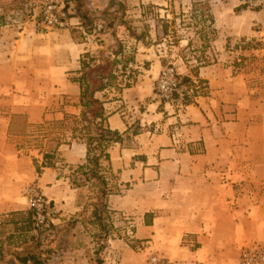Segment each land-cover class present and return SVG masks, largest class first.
Masks as SVG:
<instances>
[{
	"label": "crops",
	"instance_id": "obj_1",
	"mask_svg": "<svg viewBox=\"0 0 264 264\" xmlns=\"http://www.w3.org/2000/svg\"><path fill=\"white\" fill-rule=\"evenodd\" d=\"M150 1L158 7L159 17H167L169 20L163 21L174 26L186 8L194 6V0ZM233 2L209 3L212 46L222 51L258 42L254 55L264 56V24L253 22H261L264 14L257 13L248 21ZM163 21L156 19L153 28L145 25L137 29L146 33L149 43L132 37V59L141 71L135 85L96 94L105 103L110 129L121 136L108 152L110 174L122 192L108 197L107 211L112 212L114 224L118 215L130 218L123 233L129 238L110 239L101 261L145 264L148 256L159 255L174 264H225L240 240L250 236L264 240V98L256 99V92L248 87L250 75L233 60L218 59L193 69L178 58L175 66L179 73L206 82L208 94L182 111L162 102L156 82L167 61L158 56L155 43ZM186 35L178 39V52L186 46L201 48V43L196 47L199 36L195 32L187 30ZM87 41L74 39L70 28L44 34L28 27L21 31L0 25V174L6 159L16 158L28 169L35 167L34 159H20L18 151L6 143L15 115L24 114L28 124L36 126L48 120L62 121L67 113L77 114L80 87L72 76L80 74L85 55L93 58L99 50ZM133 128L140 132L130 134ZM126 135H131L128 142L124 141ZM52 154L69 166L82 165L86 146L71 136L61 140ZM38 161L43 163L44 155ZM42 170L38 187L56 206L57 223L64 225L86 204L73 194L79 188L60 177L56 168ZM20 206L0 204V217L7 224L0 233V247L17 246L28 238L17 224H12L9 232V214L23 210ZM72 232L69 239L76 241V247L62 249L48 264L94 263V232L80 221ZM132 241L140 254L126 260V255L136 253ZM20 246L19 252L26 247ZM4 258L16 264L20 259L14 255Z\"/></svg>",
	"mask_w": 264,
	"mask_h": 264
},
{
	"label": "rangeland",
	"instance_id": "obj_2",
	"mask_svg": "<svg viewBox=\"0 0 264 264\" xmlns=\"http://www.w3.org/2000/svg\"><path fill=\"white\" fill-rule=\"evenodd\" d=\"M111 1L113 0H0V25L3 28L12 29L16 27L21 31L28 27L44 34L62 30H46L42 23V13L44 5L50 2L56 3L59 7L63 6L67 24L64 29L70 28L73 32L74 39L77 41L82 42L86 38L88 43L92 42L94 46L98 45L99 47V50L92 54L95 61L90 62L89 59H85L86 62L95 65L101 57L111 61L117 59L119 62L114 69L116 79L107 89L113 87L119 90L127 89L135 85L141 73L140 65L138 63L135 64L132 59L135 51V40L132 37H137L142 42L147 43L149 40L146 39V33L144 31L139 32L137 29L145 25L148 27L152 26L153 28L156 19H159V21L169 19L167 17L160 18L161 13L158 12V7L150 0H115L120 2L126 10L124 23L121 24L116 20L113 27H110L113 23L112 18L105 14L104 11L109 7ZM210 1L194 0V6L190 9L186 8L183 13L184 17H178L175 26L173 23L166 21L160 24V26L163 25V28L161 29L159 40L155 43L157 44L158 50L156 53L167 61L165 68L174 66L179 74L181 89L175 96L173 102L170 103L174 104L176 106L175 108L179 111H182L188 105L195 104L198 99L205 97L208 94L209 86L206 82L181 75L177 69L178 66H175V61L178 58L183 59L187 66L193 67V69L217 63L218 59L220 61L223 58L233 60L234 63L240 65L244 73L250 75L248 87L256 92V99L260 100L264 98V56L257 57L254 55V51L259 50L258 45L260 43L247 42L242 43L237 48L222 51L216 50L211 44L214 38V27L208 13V10H210ZM233 4L236 5L235 9L237 12L248 16L246 17L248 21L252 20V17L257 13L264 14V10L254 11L242 7L239 0H234ZM87 11L93 14L87 15L88 20H82L81 17ZM110 12L112 15L118 12V18H121L122 10L120 8L114 6ZM141 13L144 15L143 17H140ZM253 22L262 26L264 24V18L261 22L257 20H253ZM245 23L246 21L241 23V25ZM187 30L189 32L193 31L196 36H199H197L199 43L196 47L200 46V43L202 46L199 49L191 50L186 46L183 51L178 52L176 50V46L179 44L178 39L186 38ZM120 47H122V52L115 57L114 53L120 52ZM124 50L126 51L125 55H123ZM79 77L80 74H76L72 76V79L76 80ZM184 79H188V81ZM77 106L79 107L77 114L67 113L62 121L48 120L44 124L36 126L29 125L24 114L15 115L12 119V125L6 134L7 145L18 151V157L20 159H34L41 166L42 163L38 161L41 155L51 154L53 156L52 149L56 148L61 140H68L71 136L77 134L75 130L80 128V126H77L74 118H81V107L79 103ZM178 129L181 130L180 128ZM138 132H140L139 128H133L130 134ZM129 138H131V135L124 136V141L128 142ZM54 157L50 162L55 165L60 177L65 178L67 181L69 180L71 185V180L75 178V171L79 165L69 166L62 161L60 162L57 158L54 159ZM14 160L6 159L2 165V173L0 174V204H21L20 207L23 210L10 213L8 223L11 227L12 224L20 226V231L27 232L28 238L21 240V244L18 242L16 244L17 246L11 244L6 245L5 248L0 247V264H16L14 261H10L12 259L6 260L4 258L10 255L23 258L26 255L35 254L41 258H46L48 257V252H50V260H53L62 249L75 248L77 245L76 241H72L69 238H71L73 233L72 229L76 221L82 222L96 236L95 246L93 247L95 253L92 256L93 264H98L95 261L102 259L103 248L108 245L107 242L110 239L126 237L123 233L128 228L126 224L128 222L122 215H118L115 218L117 226H115L116 223L114 224L112 222V212L110 215L106 211L101 218L94 217L96 213L94 202L99 198V190L86 182L81 188L77 189V192L73 193L78 194L81 200L84 201L83 203L86 204L83 211L64 225L57 223L56 220L59 212L56 206L54 207L53 201H50L38 187L40 176L37 173L36 167H30L28 169L24 165H21L16 158ZM41 173H44V171L42 170ZM105 176L108 179L109 187L114 192V195L121 194L122 189H117L116 179L110 173H106ZM36 198H41L47 204L45 212L47 222L40 229H34L33 216L35 213L30 206L31 200ZM5 226H7L6 221L0 217V233H4L6 230ZM22 226L25 228L24 230L21 228ZM12 231L13 227L9 232ZM258 238L260 237L250 236L245 240L243 239L237 242L235 248L229 253L225 264H238L241 250L246 245L260 244L264 246V240ZM26 242L27 244H24ZM25 245L26 247L20 252L16 250L19 246L22 247ZM130 245L136 253L131 252L129 255H126V260H130L140 254L136 251L138 245H135L133 241ZM155 256L166 264H174L163 256ZM150 258L151 256H148L145 264H147ZM17 263L21 264L20 259L17 260Z\"/></svg>",
	"mask_w": 264,
	"mask_h": 264
},
{
	"label": "trees",
	"instance_id": "obj_3",
	"mask_svg": "<svg viewBox=\"0 0 264 264\" xmlns=\"http://www.w3.org/2000/svg\"><path fill=\"white\" fill-rule=\"evenodd\" d=\"M114 6L122 10L121 18H118V12L114 15L111 14L110 11ZM125 12L126 10L120 2L111 1L109 7L104 11L105 14L112 18L113 23L110 27H113L116 20L123 24ZM89 14L92 15L93 13L87 11L81 19L88 20ZM136 39L139 38L136 37ZM120 48V52L114 53L115 57L122 52V47ZM85 59H89L90 62L95 61L94 58L85 55L82 59L80 77L75 80L80 87L79 105L81 107V118H74L80 128L75 130L77 134L73 136V139L83 142L86 146V160L84 164L76 168L75 178L71 180V183L76 188H81L85 182L90 183L92 187L98 188L99 198L94 202L96 209L94 217L101 218L107 211L108 197L114 194L105 176L106 173H111L108 150L113 144L121 141V136L118 132L110 129L105 103L97 99L96 94L105 91L116 79L114 69L119 61L117 59L111 61L101 57L98 63L91 65ZM184 80L188 81V79ZM53 157L51 154H44V162L41 166L34 160V166L38 174H41L43 168H55V165L50 162ZM49 256L50 252H48V257L46 258L29 254L20 258V263L48 264L50 261ZM97 263L103 264V261L97 260Z\"/></svg>",
	"mask_w": 264,
	"mask_h": 264
},
{
	"label": "built area",
	"instance_id": "obj_4",
	"mask_svg": "<svg viewBox=\"0 0 264 264\" xmlns=\"http://www.w3.org/2000/svg\"><path fill=\"white\" fill-rule=\"evenodd\" d=\"M240 5L249 10H264V0H239ZM42 23L46 30L64 29L66 27V14L64 7H59L56 3L50 2L44 5L42 13ZM181 89L179 74L174 66L166 67L156 84V94L164 103L173 102L175 96ZM46 205L44 200L36 198L31 200V208L35 213L33 216L34 229L42 228L46 222ZM127 222L130 218L124 217ZM126 237L129 238L128 235ZM138 250V246L136 248ZM147 264H166L157 256L152 255ZM239 264H264V246L260 244L246 245L242 248Z\"/></svg>",
	"mask_w": 264,
	"mask_h": 264
},
{
	"label": "water",
	"instance_id": "obj_5",
	"mask_svg": "<svg viewBox=\"0 0 264 264\" xmlns=\"http://www.w3.org/2000/svg\"><path fill=\"white\" fill-rule=\"evenodd\" d=\"M89 1V0H88Z\"/></svg>",
	"mask_w": 264,
	"mask_h": 264
}]
</instances>
